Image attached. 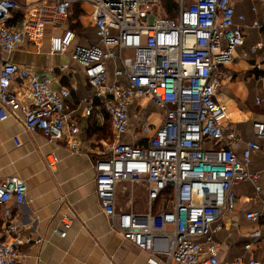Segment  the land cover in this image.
Returning <instances> with one entry per match:
<instances>
[{
    "label": "built area",
    "instance_id": "1",
    "mask_svg": "<svg viewBox=\"0 0 264 264\" xmlns=\"http://www.w3.org/2000/svg\"><path fill=\"white\" fill-rule=\"evenodd\" d=\"M161 4L162 0H0V120L20 115L26 132H40L51 142L66 141L75 148L80 128L66 106L73 90H56L54 79L12 61L22 45L40 49L51 32V54L64 55L73 48L72 61L94 90L82 102L85 116L92 115L98 101L110 119L114 140L104 144L109 154L96 160L94 170L96 195L112 227L164 264H221L213 237L224 229V214L235 210L234 186L248 182L257 197L263 193V172H250L249 166L252 154L260 151L264 123L255 122L253 139L245 140L228 127L235 102L219 99L222 82L230 77L226 68L245 45V17L239 16L236 23L231 0H176L174 18L161 15ZM76 5L90 7L88 23L97 30L96 45L74 46L77 36L67 22ZM18 14L21 20L10 25ZM253 27L264 26L254 22ZM250 52L264 53V43H256ZM14 83L20 92L12 88ZM144 100L163 111L159 126L146 115L132 114V107ZM131 126L133 142L127 143ZM15 143L20 146L19 138ZM125 184L131 186L127 206L122 202ZM136 187L146 192L145 213L134 209ZM169 189L172 201L155 212ZM27 195L20 178L0 180V220L6 236L0 241V264H25L20 247L33 240L18 230L11 205H24ZM263 217L264 202L260 210L245 213L251 224ZM63 223L61 237L71 226L68 217ZM261 238L262 231L254 230L245 249L251 251ZM229 264L245 261L237 257ZM247 264H264V258L252 257Z\"/></svg>",
    "mask_w": 264,
    "mask_h": 264
},
{
    "label": "crops",
    "instance_id": "2",
    "mask_svg": "<svg viewBox=\"0 0 264 264\" xmlns=\"http://www.w3.org/2000/svg\"><path fill=\"white\" fill-rule=\"evenodd\" d=\"M34 1L24 0V3ZM231 4L237 24L240 23L239 16L245 17V45L237 49L233 63L226 68L230 77L222 82L219 99L223 103L235 102L228 127L239 132L245 140H251L253 124L264 123V53L253 55L250 52L256 43H264V27H253L254 22L264 26V0H231ZM80 7L84 12L90 11L88 6ZM18 17L19 14L15 19ZM79 24L83 30L95 31L83 17L79 18ZM50 36L51 32H48L40 49L22 45L13 54L12 61L33 73L54 79L56 90H73L66 106L71 120L80 128L75 148L66 141L51 142L40 132H26L20 115L0 120V180L20 178L28 188L26 203L11 205L18 230L23 237L33 240L32 244L20 247L25 264H164L161 258L126 241L103 213L96 195L94 165L97 159L109 154L104 144L113 142L100 137L107 123L106 116L98 105L94 106L93 119L85 116L86 105L82 102L91 98L94 90L89 86L83 69L72 61L73 48L64 55L51 54ZM96 42L94 39L89 44L96 45ZM86 43L83 37H77L74 46L87 47L84 46L88 45ZM1 61L0 48V65ZM258 65L261 68H256ZM12 88L21 91L18 83H14ZM132 114L146 115L151 124L159 126L163 111L144 100L132 107ZM133 132L135 127L131 126L125 142H133ZM15 138H19L20 146L15 143ZM258 143L260 151L252 154L249 171L263 172L260 181L263 193L257 197L254 186L248 182L234 186L235 210L224 214V229L213 237L218 244L221 264H229L237 257L243 258L245 264L252 257L257 260L264 258V217L259 224L245 220L246 212L260 210L264 202V139ZM243 150V147L237 150L239 158ZM52 162H55L53 167ZM141 202H136L134 209L145 213L147 196ZM64 217L69 218L71 226L67 235L61 237L58 231L65 230ZM2 225L0 220V241L6 239ZM256 229L262 231V238L257 246L247 251L245 246L250 241L249 235Z\"/></svg>",
    "mask_w": 264,
    "mask_h": 264
},
{
    "label": "trees",
    "instance_id": "3",
    "mask_svg": "<svg viewBox=\"0 0 264 264\" xmlns=\"http://www.w3.org/2000/svg\"><path fill=\"white\" fill-rule=\"evenodd\" d=\"M162 5H163L164 9L168 12L167 15L168 14H173L174 15L173 12L176 9V0H162ZM73 11H74L73 14L68 19L67 28L73 30L76 33V36L77 37H83L88 42V43H86L88 45H84V46H87V47L93 46V45H91L89 43L90 42H93L94 39L95 40L97 39V41H98L97 30L95 28H93L95 31H93L91 29V30L83 33V31H82L83 28L79 24V18L81 17V15L84 14L83 13V10L81 9L80 5H76L75 8L73 9ZM169 18H171V17H169ZM20 20H21V16L18 17V18H16V19H14V22H12L10 25H16V24H18V22ZM95 105H98L99 107H102L101 104H100V102H98V101L96 102ZM102 111L104 112V114L106 116V122L107 123L104 126V128L102 130L103 131V134L100 137L107 138V140H110L112 142L113 141V132H112V127H111L110 119H109V116L106 114L104 108H102ZM93 117L94 116L92 114L90 118L93 119ZM108 127L110 129V134H109V132H107ZM106 133H107V136H106ZM143 143L144 142L142 141V143L141 144L138 143V145H142ZM171 194H173L172 189H169V190H167L164 193V196L157 201V207L155 209V212H158L161 209L160 206L163 205V203L167 201L166 199H168V197L171 196ZM261 221H262V219L260 220V222Z\"/></svg>",
    "mask_w": 264,
    "mask_h": 264
},
{
    "label": "rangeland",
    "instance_id": "4",
    "mask_svg": "<svg viewBox=\"0 0 264 264\" xmlns=\"http://www.w3.org/2000/svg\"><path fill=\"white\" fill-rule=\"evenodd\" d=\"M75 11V10H74ZM73 11V12H74ZM83 15H81V17H83V18H85L86 19V22L88 23L89 22V19H90V17H89V12L86 10V12H84L83 11ZM160 13H161V15H163V16H168V17H171V18H173V17H175L176 16V14L174 13V15L173 14H168L167 15V11L164 9V7H163V5L161 4V6H160ZM173 15V16H172ZM80 17V18H81ZM86 30H90L89 28H86L85 30H82L83 31V33H85L86 32ZM79 34V33H78ZM126 56H131V54L130 53H126L125 54ZM152 110H154V109H152ZM155 111H152V113H154ZM107 132H109V134H110V129H109V127H108V129H107ZM106 136H107V133H106ZM111 136V135H110ZM107 139V138H106ZM130 185L129 184H125V186H124V190H126V195H125V197L123 198V200H122V202H124V204H125V206H127L128 205V203H129V189H130ZM140 187H136L135 188V194L136 195H138L139 196V198L137 197V196H135L134 195V200L138 203V204H140L139 202H141V200L144 198V199H146V192H145V190L144 189H142V188H140ZM172 195L173 194H171V196H169L168 197V199H166L167 201H172ZM135 197H137V198H135ZM165 200V199H164ZM135 202V203H136ZM135 203H134V205H135ZM142 203V202H141ZM144 207H145V205H144ZM160 208H162V205L160 206Z\"/></svg>",
    "mask_w": 264,
    "mask_h": 264
}]
</instances>
